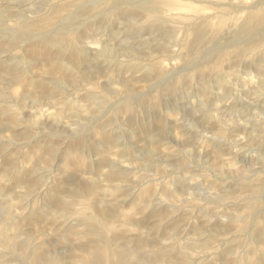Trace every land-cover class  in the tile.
I'll list each match as a JSON object with an SVG mask.
<instances>
[{"label": "rangeland", "instance_id": "374dc122", "mask_svg": "<svg viewBox=\"0 0 264 264\" xmlns=\"http://www.w3.org/2000/svg\"><path fill=\"white\" fill-rule=\"evenodd\" d=\"M133 1L0 0V264H92L101 219L97 264H264V55L205 80L229 40Z\"/></svg>", "mask_w": 264, "mask_h": 264}, {"label": "bare ground", "instance_id": "6f19581e", "mask_svg": "<svg viewBox=\"0 0 264 264\" xmlns=\"http://www.w3.org/2000/svg\"><path fill=\"white\" fill-rule=\"evenodd\" d=\"M228 1H230V2L228 3ZM144 3L148 4V0H141V1L134 0L132 3H129L126 6L130 8V11L133 9H138V11L140 12V14H138V17L141 16V18H142V16L144 17V15H145V13L142 11V7H143ZM153 4H155L157 8L145 9V12L148 13V15L146 14V17H149V16L155 17L154 21H152L153 23H155L157 25H158V23H161V25H165L167 23L173 24V25H181L179 30L183 33L185 40L183 41L182 45H180L179 41H177V42L179 43L180 48H183L181 50L182 55L184 52H186V49L188 48V43H189L188 35H189V33L192 36V38L194 36L199 38L200 35H202L200 38L201 39L200 42H204V43H206L207 41H208V43H214V42L220 40L218 38H224V39L226 38L229 40L228 41L229 44L227 45L228 47L226 49H224L219 55L216 56V61L214 62V64H213V62L211 65L209 64L210 58L207 60L208 62H204V60H203L204 63L201 62V63H203L204 70H205L202 73V75H204L203 77L205 80H209L208 77L210 76L211 73L213 74V69H215L214 73L216 72L217 76L226 77L225 71H224L226 64L227 63L232 64V62L233 63L235 62L236 64H238L237 61H241L240 57H242V56H247L250 58L252 57V59H254V60L256 59L255 61H257L258 58H261L264 55V0H232V3H231V0H153L151 5H149V4L148 5L152 6ZM158 6H161V7L159 8ZM132 7H134V8H132ZM127 13L129 14L128 9H127ZM218 15H226L225 18H222V17L219 18L218 25L213 23L212 27L210 28V27H206L205 24H201V23H210V22H208V19H210L212 16H218ZM129 17H130V15H129ZM193 20H194V22L197 21L196 22L197 24L199 23L198 26H202L201 31L198 28H196L193 31H188L189 27L191 25V22ZM203 25H205V26H203ZM174 30H175V28H174ZM208 37H212V38H208ZM200 42L198 40H193L192 45L198 44ZM178 43H177V46H178ZM238 48H241V49L238 50ZM207 53L210 54V52H207ZM162 65L163 64H157V65H153L154 67L151 66L153 69V72H155V70L157 71V69H158L162 73H167V69H165ZM194 70H195V68L186 69L183 71L177 70V72H174V74L170 75V76L173 78L174 77L176 78L179 76L177 81L179 83H181L182 80L184 79V76L182 73L188 72L191 76H194L195 75ZM253 71H255V72H253ZM243 74H245V80L247 82L250 81L251 83H253V81H257L255 83L257 85L259 84L258 86H260L261 83H263L262 78H264V66L262 65L261 61L260 62L257 61V70L246 68L245 72ZM229 75L230 76H233V75L237 76V75H240V72L234 71L233 73H231ZM219 80H220V78H219ZM225 85H226V81H224L222 84H220V87L224 88ZM257 93L262 94V92H260L259 90L255 92V94H257ZM246 138H247V136H246ZM203 142H205V141H203ZM158 169H159V167H158ZM239 172H241V171H239ZM109 180L113 181L111 178L108 179V181ZM245 184H246V182H245ZM244 185H242V190H240V191H238V193H236L237 194L236 199H240L242 196L245 195V194L242 195L244 189L246 188V186H244ZM166 189H169V188H166ZM110 190H111V187H110ZM110 190L106 189V192H109ZM155 190L157 191V189H155ZM263 190H264V188H263ZM146 191H150V186L146 187L145 192ZM146 193H149V192H146ZM218 196H220V194H218ZM260 196L261 195H259V197ZM244 197H246V196H244ZM252 199H254V198H252ZM251 201H248L246 199L242 200V202H245L243 207L245 208V210L247 212H254L257 205H261V204H262L261 206L264 208V202L260 201L261 204H258L255 201L254 202H251ZM260 210H263V209L260 208ZM258 214H260V212L256 213V215H255L256 217L255 216L253 217V221L255 223H257V225L260 222L262 224H264V216H263V220H262V218H260L262 215L257 217ZM236 218L239 221H241L240 218H238V217H236ZM103 221L101 219L100 226H99L100 231H101L98 234L99 245L97 248H99V249H98L97 253L92 255V258H91L92 264H97V261H100L101 259L104 261V259L106 258V255L104 254L106 252V249H104L102 243H103V240L105 239L103 236L105 233H107L105 229L108 230V228H107V224L104 223ZM246 227H247V225L245 224L244 228H246ZM102 234H103V236H102ZM3 241L9 242L11 244V238H10L9 234L5 233L3 231V229H1V226H0V245L5 247L4 245L1 244V242H3ZM98 241H96V242L98 243ZM116 258H119L118 259L119 263L121 260L124 262L121 255H120V257L116 256ZM29 264H41V263H40L39 259L36 257L32 261H30Z\"/></svg>", "mask_w": 264, "mask_h": 264}]
</instances>
